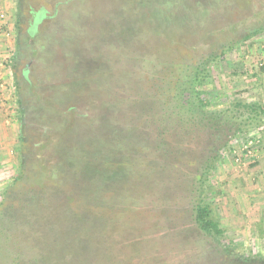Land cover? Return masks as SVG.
<instances>
[{
	"label": "rangeland",
	"instance_id": "rangeland-1",
	"mask_svg": "<svg viewBox=\"0 0 264 264\" xmlns=\"http://www.w3.org/2000/svg\"><path fill=\"white\" fill-rule=\"evenodd\" d=\"M0 36V264H234L221 245L264 264V126L233 106L264 105V0H5ZM196 67L205 111L240 132L192 119ZM90 180L113 211L95 248L62 206Z\"/></svg>",
	"mask_w": 264,
	"mask_h": 264
},
{
	"label": "trees",
	"instance_id": "trees-1",
	"mask_svg": "<svg viewBox=\"0 0 264 264\" xmlns=\"http://www.w3.org/2000/svg\"><path fill=\"white\" fill-rule=\"evenodd\" d=\"M201 67L193 68L192 73H189V75L186 76L184 79L191 87L187 96V103L183 102V104H186V107L191 114H194L196 116L195 118L192 115V119L196 120V123L202 124V128L206 130H215L217 132L224 134L231 133L236 134L237 132H240L241 123H228L227 121H222L220 115H215L212 117L209 115L205 110L206 107L210 105V101L204 96V91H196V86L200 84V76H201ZM179 82L175 81V85L173 84V89L177 88V84ZM175 99V97H174ZM235 111L238 112L241 115L245 116V120L243 121V125L247 126H255V125H262L264 126V105L261 103H254V102H235L234 103ZM198 114V115H197ZM231 124L233 126H231ZM201 126V125H200ZM261 126V127H262ZM240 127V128H239ZM236 128V129H235ZM231 134V135H232ZM215 150L212 151V156H215ZM207 164L203 166L201 173L206 174L207 172L211 170V162L213 161V157H209L207 160ZM22 165L20 166V169H22ZM19 178L21 179V175L24 177V174L22 170L19 172ZM199 179V178H198ZM19 180L18 178L15 179V181ZM82 183L84 184L82 186ZM82 183H77L76 188L79 189L78 191V200L81 201L80 204L77 203L76 208H73L72 205H62L63 207H66L68 210L73 209L74 212L71 215L75 221L76 227L79 229L80 232H84L86 236H88L90 240V245L92 247H98L101 245L99 234L101 233L102 229L105 227L106 217L108 218L113 213L109 212V206L107 203H102L99 201V196L97 192L94 190V182L90 180V184H86L84 181ZM80 184V185H79ZM89 189V190H85ZM101 200L103 201V198L101 197ZM106 211V213L104 212ZM75 214V216H74ZM71 221V220H70ZM73 223V221H71ZM112 222V221H110ZM194 222L198 228V230L203 233L206 237H209L213 240L217 241L219 239H222L225 235L224 229L220 228L219 222L216 221L212 217V213L209 209V207L206 204L200 203L196 205L195 207V218ZM107 224V223H106ZM67 225H62L59 230L63 231V235L59 236V239L52 237V236H46L43 239L39 238L40 243H45L46 249L49 248L51 245L50 243L55 240L59 243H66V241L69 242L70 236H67L66 229ZM65 232V233H64ZM42 241V242H41ZM220 241V240H219ZM219 244V242H218ZM98 245V246H97ZM221 248L227 252L226 256H228L229 259H231L234 264H247V260H244L236 255H234L232 249L228 247V245H221ZM251 264V263H249Z\"/></svg>",
	"mask_w": 264,
	"mask_h": 264
},
{
	"label": "crops",
	"instance_id": "crops-1",
	"mask_svg": "<svg viewBox=\"0 0 264 264\" xmlns=\"http://www.w3.org/2000/svg\"><path fill=\"white\" fill-rule=\"evenodd\" d=\"M5 0H0V2H4ZM3 38V39H1ZM9 41L8 39H4V36H0V111H1V105L2 96L4 95L3 89L7 86V72L5 69V65L3 63V60H5L7 56V49L9 47ZM1 119V117H0Z\"/></svg>",
	"mask_w": 264,
	"mask_h": 264
}]
</instances>
